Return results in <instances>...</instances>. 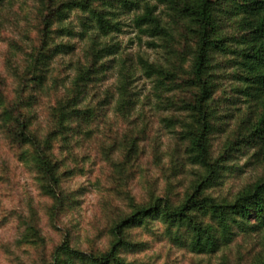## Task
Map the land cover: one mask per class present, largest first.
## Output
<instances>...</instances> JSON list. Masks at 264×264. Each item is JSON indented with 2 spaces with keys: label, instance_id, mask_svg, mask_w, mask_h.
<instances>
[{
  "label": "rangeland",
  "instance_id": "1",
  "mask_svg": "<svg viewBox=\"0 0 264 264\" xmlns=\"http://www.w3.org/2000/svg\"><path fill=\"white\" fill-rule=\"evenodd\" d=\"M38 7L37 0H12L0 9V80L13 99L41 45L38 28L42 14ZM114 12L113 21L121 22V31H112L99 40L117 46L118 51L104 60L112 67L89 82L83 103L94 109V117L85 129L90 133H80L70 143L58 140L55 147L56 156L65 161L59 188L71 196L70 206L56 209V201L43 193L32 163L20 157V150L0 130V264L50 261L53 250L67 239L86 252L105 251L110 246V226L129 214L133 206L147 203L152 196H170L182 202L205 174V169L187 159L189 141L184 137L183 125L189 114L174 104L177 97H190L191 92L177 93L171 89L173 82L157 85L156 76H147L138 63L142 56L169 71H174L176 63L182 81L187 77L185 72H190L192 54H176L180 38L171 40L169 47L165 40L153 39L157 45L150 46L152 38L134 25L137 11L116 7ZM88 18V13L73 10L53 26L52 41L69 44L73 51L50 59L43 88L33 92L36 103L30 112L43 133L54 125L53 108L74 87L81 70L90 67V47L97 30L96 23ZM62 27L75 33H60ZM223 34L232 36L236 31L227 27ZM234 58L232 54L214 57L218 87L212 104L217 115L212 151L214 159L226 158L228 167L222 181L206 191L227 201H233L264 176V161L253 156L255 143L251 138L264 114V97L257 100L239 92V88H245L238 79L243 71L227 67ZM122 72L133 75L129 92L135 103L130 114L116 108ZM30 225L38 228L39 243L26 241L24 232ZM167 231L160 219L129 229L130 239L140 244V249L124 250L121 257L138 264L264 263V230L238 232L235 240L214 253L193 252L186 244L189 235L174 241Z\"/></svg>",
  "mask_w": 264,
  "mask_h": 264
},
{
  "label": "trees",
  "instance_id": "2",
  "mask_svg": "<svg viewBox=\"0 0 264 264\" xmlns=\"http://www.w3.org/2000/svg\"><path fill=\"white\" fill-rule=\"evenodd\" d=\"M37 1L42 14L38 28L41 45L32 69L22 75L23 84L16 98L9 96L0 80V130L10 144L20 150V157L32 163L43 193L56 201V209L64 210L72 203L71 196L59 188L65 175L61 172L65 161L56 156V143L58 140L70 143L78 134L90 133L85 129L94 117V109L84 107L83 103L89 82L112 67L104 60L118 51L117 46L99 40L100 36L112 31H121V22L112 18L116 7L137 11L134 25L141 34L152 38L148 41L150 46L157 45L153 39H163L169 47L171 40L180 38L178 43L184 50L180 51L177 43V51H173L180 57L184 51L192 54L190 72H185L187 77L182 81L179 80L176 63L173 64L174 71L162 69L142 56L138 63L147 76H156L157 85L173 82L171 89L177 93L191 92L190 97L179 100L177 97L174 104H179V109L189 114V120L183 125L184 137L189 141L187 159L192 165L205 169V174L182 202H176L170 196H152L147 203L133 206L129 214L110 226L111 240L107 250L86 252L72 246L71 240L67 239L53 250L50 261L40 264H138L121 257L124 250L140 249V244L133 242L127 231L155 219L167 225V232L174 241H182L189 235L186 244L196 253L217 252L235 240L238 232L264 230V176L233 201L219 200L206 192L222 181L228 167L227 159L222 156L214 159L212 151V133L216 129L217 116L212 104L218 87L214 78L217 75L214 57L216 54H232L235 58L227 67L236 66L243 71L238 79L245 83V88H239V92L257 100L264 97V0H156L154 4L152 0ZM11 2L0 0V9ZM159 4L164 8L160 9ZM73 10L88 13L90 21L96 23L97 34L90 47V67L81 70L74 87L66 91L53 108L54 125L43 133L35 126L30 112L36 103L33 92L43 88L50 59L73 51L69 44L52 41L55 23L63 22ZM227 27H233L236 34L224 35ZM58 31L68 36L75 33L68 27ZM190 39L192 46L188 48ZM121 75L116 108L121 113L130 114L135 103L133 94L129 92L133 75L129 72ZM258 121L256 132L251 134L255 143L253 156L264 161V114ZM136 147L137 143L134 150ZM24 237L28 243L41 241V234L34 225L25 230Z\"/></svg>",
  "mask_w": 264,
  "mask_h": 264
}]
</instances>
